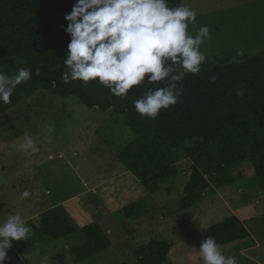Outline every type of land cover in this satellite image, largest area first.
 Segmentation results:
<instances>
[{"label": "trees", "instance_id": "trees-1", "mask_svg": "<svg viewBox=\"0 0 264 264\" xmlns=\"http://www.w3.org/2000/svg\"><path fill=\"white\" fill-rule=\"evenodd\" d=\"M74 2L0 0V70L14 75L18 68L27 67L33 73L28 82L15 89L11 104L0 103L1 112L18 104L29 88L50 90L63 98L76 97L89 109L125 116L124 124L134 131L135 139L118 150L117 159L152 195L161 192L165 184L171 192L180 159L193 163L177 212L194 208L214 188L235 184V172L241 168L250 182L264 185V54L238 57L233 62L236 54L227 53L219 60L205 61L198 75L189 74L181 82L184 91L176 105L162 110L155 119L142 118L131 101L148 87L158 85H142L127 98H119L99 84L85 87L79 81L62 82L70 39L64 32V14ZM181 2L169 0L170 6ZM241 89L244 95L239 97L235 93ZM187 142H193V146L180 151ZM150 214L140 201L117 211L115 216L138 220ZM26 222L31 228L27 241L31 249L37 248L36 241L44 245L68 239L73 264H81L111 246L99 224L78 226L64 205ZM204 234L212 236L220 246L249 237L236 216L212 225ZM173 245L153 239L137 247V264H170V253H182L181 248L172 251Z\"/></svg>", "mask_w": 264, "mask_h": 264}, {"label": "rangeland", "instance_id": "rangeland-1", "mask_svg": "<svg viewBox=\"0 0 264 264\" xmlns=\"http://www.w3.org/2000/svg\"><path fill=\"white\" fill-rule=\"evenodd\" d=\"M184 2L197 12L196 25L190 31L194 34L203 25L211 30V39L201 48L206 61L238 51H243L242 57L264 54V0ZM124 119L113 111L89 109L76 97L26 89L18 104L0 111V222L15 213L27 221L81 195L87 185L105 181L123 170L116 153L135 139ZM49 126L54 133H48ZM25 133L37 139L39 153L19 150ZM49 135L51 144L47 142ZM192 146L193 142H187L180 151ZM177 166L179 173L171 192L165 184L161 192L143 201L151 215L138 220L113 215L110 225L115 227L110 235L106 233L109 227L93 219L83 205L72 210L78 226L96 222L111 243L109 249L81 264H137L134 251L153 239L173 243L172 251L181 248L178 256L170 253V264H201L198 250L207 238L204 231L231 216L243 222L249 237L220 246L222 252L235 256L238 264H264V185L250 182L241 168L235 172V184L214 188L194 208L177 212L193 163L182 158ZM26 189L31 196L22 199ZM30 237L13 242L5 264H73L70 240L44 245L36 241L37 248L31 249L27 242Z\"/></svg>", "mask_w": 264, "mask_h": 264}, {"label": "clouds", "instance_id": "clouds-1", "mask_svg": "<svg viewBox=\"0 0 264 264\" xmlns=\"http://www.w3.org/2000/svg\"><path fill=\"white\" fill-rule=\"evenodd\" d=\"M64 19V32L70 39L62 82L79 81L85 87L99 84L119 98H127L142 85H158L131 101L142 118L155 119L162 110L176 105L184 91L181 82L189 74L198 75L207 59L201 48L211 39V30L203 25L194 34L190 31L196 25L197 12L184 0L176 6H170L169 0H75ZM243 55L238 51L233 62ZM32 75L27 67L18 68L14 75L0 70V103L11 104L15 89ZM235 94L242 97L244 91ZM54 131L49 126L48 133ZM47 142L52 143L50 135ZM18 147L26 154L40 151L37 139L28 133ZM30 196L27 189L21 193L22 199ZM30 233L20 213L8 214L0 222V264L9 258L13 242L26 241ZM198 251L201 264H238L235 256L222 252L212 236L202 240Z\"/></svg>", "mask_w": 264, "mask_h": 264}, {"label": "crops", "instance_id": "crops-1", "mask_svg": "<svg viewBox=\"0 0 264 264\" xmlns=\"http://www.w3.org/2000/svg\"><path fill=\"white\" fill-rule=\"evenodd\" d=\"M151 196L152 194L140 181L124 168L105 181H100L92 186L87 185L81 195L61 204L66 207L70 215L72 210L79 209L83 205L93 219H97L109 227L106 233L110 235L112 234L111 228L115 227L113 223L110 225V217L129 204L143 202ZM76 201H78L77 204H75Z\"/></svg>", "mask_w": 264, "mask_h": 264}]
</instances>
